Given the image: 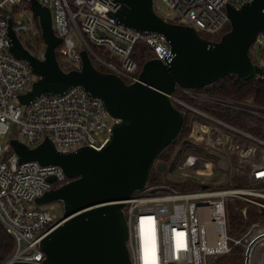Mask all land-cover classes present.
<instances>
[{"label": "built area", "instance_id": "obj_1", "mask_svg": "<svg viewBox=\"0 0 264 264\" xmlns=\"http://www.w3.org/2000/svg\"><path fill=\"white\" fill-rule=\"evenodd\" d=\"M36 1L49 10L53 32L62 40L55 52L63 65L74 69L81 65L79 51L69 38L71 32L102 72L114 74L126 84L136 82L141 70L131 57L137 44L163 64L173 58L163 37L119 24L113 18L120 7L114 0ZM156 1L167 10L165 20L191 27L210 41L229 30L227 5L238 10L251 2L153 0L154 10ZM6 7H10L9 13ZM3 15L11 17L22 45L24 41L34 45L35 39H41L25 0H0V140L14 128L9 140L17 139L29 148L48 138L62 153L81 147L100 149L115 121L82 88L72 87L62 95L42 94L26 106L12 102L16 95L30 90L36 77L26 62L8 52L10 40ZM93 47L105 48L106 56L112 58H101ZM36 57L43 59V52ZM168 98L184 113L186 128L174 147L175 169L216 174L222 180L191 190L193 182L185 178L175 186L147 185L134 193L123 209L131 264H214L235 248L240 249L242 264H264V138L256 134L264 133V108L179 87ZM49 178L55 181L49 183ZM68 181L59 167L19 164L9 143L0 147V226L12 244L0 264L44 260L40 242L61 224L63 210L53 203L35 205L34 201ZM229 207L248 222L238 235L228 234Z\"/></svg>", "mask_w": 264, "mask_h": 264}, {"label": "water", "instance_id": "obj_2", "mask_svg": "<svg viewBox=\"0 0 264 264\" xmlns=\"http://www.w3.org/2000/svg\"><path fill=\"white\" fill-rule=\"evenodd\" d=\"M25 1L37 19L43 59L24 48L11 17L2 16L7 21L8 52L26 62L36 77L29 91L15 96L19 105L26 106L42 94L62 95L80 87L103 104L115 124L100 149L81 147L62 153L48 138L33 148L17 139L9 140L19 164L56 166L69 180L34 201L35 205L59 202L63 210L61 224L40 242L44 260L13 264H131L126 248L125 202L146 188L153 169H165V163H157V158L183 128L184 113L168 96L176 87L212 88L227 76L264 84L263 68L249 57L257 37L264 36V0H251L238 10L227 5L230 27L217 41L158 16L153 0H114L120 6L113 15L119 24L163 37L173 55L167 64L158 59L144 62L138 80L130 84L95 69L86 50L79 51V69L64 71L55 52L62 40L53 32L49 10L36 0Z\"/></svg>", "mask_w": 264, "mask_h": 264}, {"label": "trees", "instance_id": "obj_3", "mask_svg": "<svg viewBox=\"0 0 264 264\" xmlns=\"http://www.w3.org/2000/svg\"><path fill=\"white\" fill-rule=\"evenodd\" d=\"M34 21L36 25H38L37 19L35 18V16H34ZM34 42H35L34 45L37 47L42 45L40 37L35 39ZM34 45H30V43H27L25 41L23 42L24 48H26L31 54L36 56L38 54L35 53ZM253 46L251 47V49L253 48ZM251 49L249 50V57L251 58L252 62L255 63L251 56ZM131 57L137 62V64L141 68L144 62L150 59H153V54L144 45L137 44L133 49ZM57 59L60 63L61 68L64 71H69V70L74 69L73 67H69L68 65H63L60 62L58 56H57ZM106 60H109V59H106ZM91 63L95 69L99 71H103L102 68L96 65L95 61L92 58H91ZM63 66H66V67L64 68ZM263 76H264V68H263ZM199 91H203L208 94L218 96L221 98H230V99H234L237 101L251 102L258 107L264 108V84H261L254 79L249 80V81H241L237 79V77L235 76H227V77L222 78L220 81H218L216 85L213 86L212 88L201 89ZM185 133H186V128L185 126H183L182 131L180 135L177 137V139L171 145L167 146L159 154L157 158V163H165L166 165L167 153L173 152L176 143L179 141L181 137L185 135ZM256 134L264 138L263 132H258ZM160 182H161V172H158L156 169H153L150 172L148 186H157V185H160ZM169 184L173 186L176 185L173 183H169ZM227 214H228L229 233L231 235H238L240 232L243 231L244 227L246 226L248 222H245L241 214L234 211L230 207L228 208ZM11 245L12 244H11L10 238L5 233L4 229L0 226V261L4 259L10 253ZM239 254H240V249L235 248L233 250V256H239ZM241 262H242V259H241Z\"/></svg>", "mask_w": 264, "mask_h": 264}, {"label": "rangeland", "instance_id": "obj_4", "mask_svg": "<svg viewBox=\"0 0 264 264\" xmlns=\"http://www.w3.org/2000/svg\"><path fill=\"white\" fill-rule=\"evenodd\" d=\"M155 7H156L155 11H156V14L158 16H160L162 18H168L167 10L161 2L156 1ZM10 10H11L10 7H6V11L8 13L10 12ZM171 17H173V16L171 15ZM14 19H16V17H14ZM69 38L75 43L76 49L78 51H80L82 48V43L78 39V36L74 32H71L69 35ZM217 38L219 39V37H216V39ZM93 49L98 55H100L104 59L112 58V56L111 57L106 56L108 51L105 48L93 47ZM34 50H35L36 54H40L44 51V47L42 45L39 47L34 45ZM260 52H261V54H260ZM251 56H252L253 61L257 65H259L261 68H264V36L263 35H259L257 37V40H256L253 48L251 49ZM63 67L65 68L66 66H63ZM76 67L79 68L78 66H76ZM12 102L15 103V102H17V100H12ZM13 131H14V128H11L9 133L5 136V138L0 140V147L1 148H4L7 146L8 140H9L10 135L12 134ZM176 159L177 158L174 155V150L171 153H167V163H166L165 169L161 172L160 185L163 183H166V182L168 184L169 183L175 184L177 181L185 180V178H186V179L193 182L190 186V189L193 190V189H199L201 187V185H203V184H208L209 186L216 185L219 182H221V180H222V176L216 175V174H212V175L207 176V175H196V174H193L190 172H179L175 169ZM54 187H56V185H54ZM53 205L57 209H60L62 207V205L59 202H55V203H53ZM228 234H230L229 230H228ZM218 263L219 264H242L241 256H240V254H239V256H233V253H232L229 256H226V257L219 259L214 264H218Z\"/></svg>", "mask_w": 264, "mask_h": 264}, {"label": "snow or ice", "instance_id": "obj_5", "mask_svg": "<svg viewBox=\"0 0 264 264\" xmlns=\"http://www.w3.org/2000/svg\"><path fill=\"white\" fill-rule=\"evenodd\" d=\"M142 223H143V221H142Z\"/></svg>", "mask_w": 264, "mask_h": 264}]
</instances>
